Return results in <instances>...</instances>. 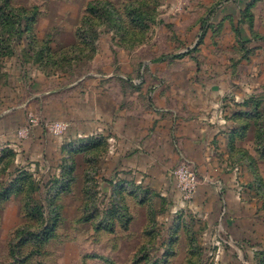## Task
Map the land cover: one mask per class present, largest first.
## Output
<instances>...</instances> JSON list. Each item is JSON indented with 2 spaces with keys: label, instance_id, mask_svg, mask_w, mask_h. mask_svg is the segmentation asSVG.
Instances as JSON below:
<instances>
[{
  "label": "rangeland",
  "instance_id": "1",
  "mask_svg": "<svg viewBox=\"0 0 264 264\" xmlns=\"http://www.w3.org/2000/svg\"><path fill=\"white\" fill-rule=\"evenodd\" d=\"M172 110L230 132L191 202ZM0 264H264V0H0Z\"/></svg>",
  "mask_w": 264,
  "mask_h": 264
},
{
  "label": "crops",
  "instance_id": "2",
  "mask_svg": "<svg viewBox=\"0 0 264 264\" xmlns=\"http://www.w3.org/2000/svg\"><path fill=\"white\" fill-rule=\"evenodd\" d=\"M173 113L174 110L168 112L166 117L143 126L149 131L138 138V148L139 144L143 145L141 148L148 156L149 167L167 170L187 159L199 172L206 174L202 170L209 171L214 151L221 147L225 153L229 151L230 132L219 129L206 131L197 120L175 119ZM125 141L131 145L134 143L129 136L125 137Z\"/></svg>",
  "mask_w": 264,
  "mask_h": 264
},
{
  "label": "built area",
  "instance_id": "3",
  "mask_svg": "<svg viewBox=\"0 0 264 264\" xmlns=\"http://www.w3.org/2000/svg\"><path fill=\"white\" fill-rule=\"evenodd\" d=\"M61 125L52 127L56 132L61 130ZM177 180L179 191L185 201L191 202L197 192L199 180L195 168L186 162L179 164L172 172Z\"/></svg>",
  "mask_w": 264,
  "mask_h": 264
},
{
  "label": "trees",
  "instance_id": "4",
  "mask_svg": "<svg viewBox=\"0 0 264 264\" xmlns=\"http://www.w3.org/2000/svg\"><path fill=\"white\" fill-rule=\"evenodd\" d=\"M209 20H210V18H204L203 19V22H202V29L203 30H204L205 26L207 25V23L209 22ZM185 54L186 53L165 55V56H162V57H159V58L153 60V62L154 63H162V62H165V61L170 60V59L172 60V59L182 58ZM256 104H257V102H256ZM249 115H251L250 118H255L256 119L258 117V115H259L258 108L255 109V113L253 115L252 114H249Z\"/></svg>",
  "mask_w": 264,
  "mask_h": 264
}]
</instances>
